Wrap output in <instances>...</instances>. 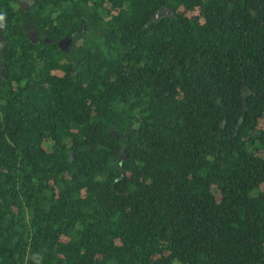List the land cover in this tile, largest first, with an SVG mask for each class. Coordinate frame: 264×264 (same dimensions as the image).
Segmentation results:
<instances>
[{"label": "trees", "instance_id": "obj_1", "mask_svg": "<svg viewBox=\"0 0 264 264\" xmlns=\"http://www.w3.org/2000/svg\"><path fill=\"white\" fill-rule=\"evenodd\" d=\"M16 1L0 264H264V0Z\"/></svg>", "mask_w": 264, "mask_h": 264}, {"label": "flooded vegetation", "instance_id": "obj_2", "mask_svg": "<svg viewBox=\"0 0 264 264\" xmlns=\"http://www.w3.org/2000/svg\"><path fill=\"white\" fill-rule=\"evenodd\" d=\"M32 3H33V0H17L16 1L17 6L25 12H27L30 9ZM83 29H84V27L81 28V30H83ZM0 32H1V29H0ZM34 38H35V42H37L38 40H37L36 35H35V37L31 36L30 39H34ZM60 41H62V42L58 46ZM60 41L57 42V46H58V48L60 47L59 49L62 51V53L66 54L68 52V50L70 49V46L72 43V38L69 37V38L62 39ZM4 60H5V56H4V52H3V39H2L1 34H0V80L6 79V75L4 74V69H6L4 66Z\"/></svg>", "mask_w": 264, "mask_h": 264}, {"label": "water", "instance_id": "obj_3", "mask_svg": "<svg viewBox=\"0 0 264 264\" xmlns=\"http://www.w3.org/2000/svg\"><path fill=\"white\" fill-rule=\"evenodd\" d=\"M171 15H172V11H171L170 9L166 8V7H163V8H161V9L157 10V11L153 14L152 20H158V19H160V18H163V17H166V16H171ZM63 41H64V40H63ZM61 42H62V41L59 42L58 46L60 45ZM59 48H60V47H59ZM113 133H114V135H116L115 132H113ZM116 137H117V136H116ZM118 167H120L119 164H118ZM121 177H122V175H121Z\"/></svg>", "mask_w": 264, "mask_h": 264}]
</instances>
